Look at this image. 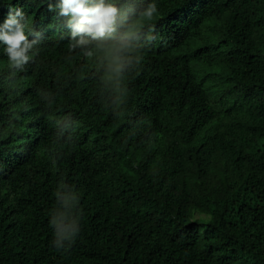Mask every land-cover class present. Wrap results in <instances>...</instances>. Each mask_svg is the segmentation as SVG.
<instances>
[{"label": "trees", "instance_id": "trees-1", "mask_svg": "<svg viewBox=\"0 0 264 264\" xmlns=\"http://www.w3.org/2000/svg\"><path fill=\"white\" fill-rule=\"evenodd\" d=\"M47 2L0 0L42 36L23 71L0 45V264H264V0H154L157 39L123 72L70 52Z\"/></svg>", "mask_w": 264, "mask_h": 264}, {"label": "clouds", "instance_id": "clouds-1", "mask_svg": "<svg viewBox=\"0 0 264 264\" xmlns=\"http://www.w3.org/2000/svg\"><path fill=\"white\" fill-rule=\"evenodd\" d=\"M140 3L142 7L138 9L135 0H59L58 3L48 0L47 10L55 12L63 27L68 28L61 27V35L70 40L67 44L70 52L83 49V55L87 57L95 51H102L106 58H114L117 63L115 71L123 72L129 67L135 71L142 61L143 49L157 39L154 27L145 28L158 15L157 5L154 0L150 3L140 0ZM133 16L141 25L139 28H135L131 21ZM50 26L48 22L44 30L46 38ZM41 37L30 28V21L22 10H9L0 23V45H3L10 69L23 71L34 61L39 54L37 45ZM42 94L38 90V95ZM60 126L65 131L69 127L63 123ZM62 137L63 133L56 137L55 143L66 144L70 140V136ZM67 186L60 182L55 192L60 209L50 213V225L54 228L51 243L58 252H67L80 232L79 217L73 212L79 197L75 191L62 193L61 189Z\"/></svg>", "mask_w": 264, "mask_h": 264}]
</instances>
